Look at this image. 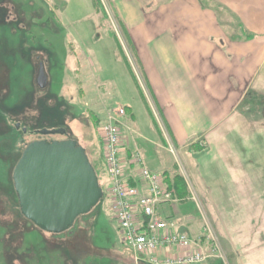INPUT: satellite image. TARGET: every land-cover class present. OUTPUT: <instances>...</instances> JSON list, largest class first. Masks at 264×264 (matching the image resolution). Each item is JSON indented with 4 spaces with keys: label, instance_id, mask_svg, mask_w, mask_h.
<instances>
[{
    "label": "rangeland",
    "instance_id": "obj_1",
    "mask_svg": "<svg viewBox=\"0 0 264 264\" xmlns=\"http://www.w3.org/2000/svg\"><path fill=\"white\" fill-rule=\"evenodd\" d=\"M175 1L0 0V264H144L137 263L132 249L123 241L113 217L109 180L103 174L107 165L102 152L103 126L106 112L115 106H125L127 113L129 107L135 115V123L127 115V128L122 130L125 143L136 147L133 151L140 150L149 169L157 174L163 168L157 160L155 144L163 142L164 134L171 152L166 153L168 163L177 171L175 174L188 180L182 177L188 193L179 197L180 203L187 202L185 209L196 223L200 222L199 229L205 220L210 223L224 253L223 258L216 260L237 264L236 253L220 237L221 220L214 206H264V82L247 84L245 94L230 115V123L244 130L234 128L229 135L236 146L233 142L230 145L238 149L241 159L240 170L234 173L247 176V194H223L224 189L232 191L238 187L233 183L231 164L220 160L213 148L204 153L209 145L208 135L189 140L187 149L192 154L179 151L161 125L159 108L144 79L135 45L127 35V30L133 32L132 27L140 31L149 28L141 46H158L157 39H153L158 26L152 29L148 24V12L157 16L168 7L173 11ZM199 1L198 9L211 12L215 25L230 26L232 39L259 41L248 29L241 28L231 11H246L249 23H255V12L264 6V0L237 2L229 8L217 2ZM181 2L184 5L189 0ZM259 37L264 40V36ZM40 64L48 79L43 89L37 85ZM62 128L86 149L103 197L91 211L78 216L68 230L51 233L21 213L12 172L29 142L67 137L44 136L36 130ZM243 139L253 140V144L246 143L245 151L240 152L237 144ZM192 172L202 186L200 194L192 186ZM255 190L257 193L253 194ZM176 206L178 213H172L170 221L184 230L178 224L184 208ZM261 218L264 226V214ZM251 245L254 246L248 244Z\"/></svg>",
    "mask_w": 264,
    "mask_h": 264
},
{
    "label": "crops",
    "instance_id": "obj_2",
    "mask_svg": "<svg viewBox=\"0 0 264 264\" xmlns=\"http://www.w3.org/2000/svg\"><path fill=\"white\" fill-rule=\"evenodd\" d=\"M208 1L221 3L229 8L234 3H244L249 0ZM199 2V0H189V3L182 5L181 0H177L174 3V12L168 7L158 12V17L148 9V24L152 29L155 25L158 26L157 36L153 38L157 39L155 41L158 46H141L144 34L149 32V28L140 31L132 27L133 32L130 30L126 32L135 45L144 79L159 108L161 125L169 132L179 151L187 150V155L192 154L191 149H187L189 140H196V137L198 140L203 135H208L209 145L204 149V153L213 148L220 160L231 164V172L234 173L240 170L241 159L238 149L230 145L233 141L229 132L234 128L237 130L241 128L230 123V115L245 94L247 84L256 83L258 80L264 82V40H260L259 37L264 36V6L258 4L262 8L255 12L258 20L255 23H249L246 11H231V15H235L239 20V25L241 23V28L248 29L254 38H259V41L253 40L251 43L240 38L232 39L229 33L230 26L215 25L211 12L198 9ZM144 20H147V16ZM193 24H195L194 28ZM131 25L136 26L132 22ZM248 60L250 63L247 62ZM126 71L128 73V69ZM101 89L104 90L103 87ZM130 110L127 107V114L131 116L132 123H135V115ZM241 132L244 130L241 129ZM161 138L163 142L155 144V149L157 146L158 150L157 160L163 168L161 174L173 176L177 171H174L175 169L173 170L167 161L166 153L171 154V152L164 134H161ZM246 143L251 146L253 140H240L237 144L240 152L245 151ZM232 144L235 145L234 142ZM135 148L128 146L125 155L131 156L132 149ZM162 150L165 151L164 155ZM135 171V168H130L131 173ZM192 175V186L197 188L200 194L203 192L202 186L193 172ZM232 179L238 187H234L232 191L230 188L224 189L223 194L246 195L247 187L244 184L247 176L240 177L234 173ZM255 193L256 190L253 194ZM180 202L176 205L184 208V215L178 224L193 237L202 235V226L198 228L200 222L196 223L195 218L185 209L187 202ZM176 205H163L160 207V212L167 217L172 213L176 215L175 213H178ZM214 208L221 220V223L217 222L220 226V237L224 243H229L230 249L236 253V263L264 264V226L260 223L264 206L231 204L229 208L216 206ZM203 244L207 246L205 242ZM204 264L221 263L216 259H210Z\"/></svg>",
    "mask_w": 264,
    "mask_h": 264
},
{
    "label": "built area",
    "instance_id": "obj_3",
    "mask_svg": "<svg viewBox=\"0 0 264 264\" xmlns=\"http://www.w3.org/2000/svg\"><path fill=\"white\" fill-rule=\"evenodd\" d=\"M124 116L125 109L120 106L107 111L103 150L113 217L137 263L203 264L211 258H223L220 240L207 220L203 225L207 242L204 246L163 218L160 207L177 199L165 177L152 172L140 152H136L130 161L123 156L121 125ZM130 164L136 166L135 173L130 172Z\"/></svg>",
    "mask_w": 264,
    "mask_h": 264
},
{
    "label": "water",
    "instance_id": "obj_4",
    "mask_svg": "<svg viewBox=\"0 0 264 264\" xmlns=\"http://www.w3.org/2000/svg\"><path fill=\"white\" fill-rule=\"evenodd\" d=\"M47 82L40 64L37 84L43 89ZM36 132L44 136L67 134L64 128ZM12 177L23 216L51 233L68 230L78 216L91 211L103 197L86 149L71 138L29 142Z\"/></svg>",
    "mask_w": 264,
    "mask_h": 264
},
{
    "label": "trees",
    "instance_id": "obj_5",
    "mask_svg": "<svg viewBox=\"0 0 264 264\" xmlns=\"http://www.w3.org/2000/svg\"><path fill=\"white\" fill-rule=\"evenodd\" d=\"M165 179L168 185V188L173 191L177 197H186L188 190L184 183V180L180 174H175L173 176L165 175Z\"/></svg>",
    "mask_w": 264,
    "mask_h": 264
},
{
    "label": "bare ground",
    "instance_id": "obj_6",
    "mask_svg": "<svg viewBox=\"0 0 264 264\" xmlns=\"http://www.w3.org/2000/svg\"><path fill=\"white\" fill-rule=\"evenodd\" d=\"M13 173V172H12ZM13 179V178H12ZM14 183V182H13Z\"/></svg>",
    "mask_w": 264,
    "mask_h": 264
}]
</instances>
